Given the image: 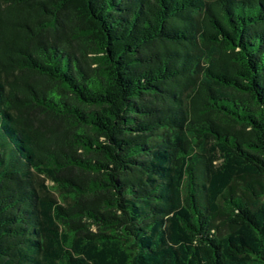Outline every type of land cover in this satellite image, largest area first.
Instances as JSON below:
<instances>
[{
  "label": "trees",
  "instance_id": "1",
  "mask_svg": "<svg viewBox=\"0 0 264 264\" xmlns=\"http://www.w3.org/2000/svg\"><path fill=\"white\" fill-rule=\"evenodd\" d=\"M0 264H264V0H0Z\"/></svg>",
  "mask_w": 264,
  "mask_h": 264
}]
</instances>
